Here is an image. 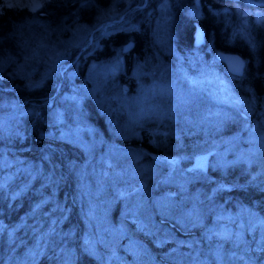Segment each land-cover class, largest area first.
<instances>
[{"label":"rangeland","instance_id":"1","mask_svg":"<svg viewBox=\"0 0 264 264\" xmlns=\"http://www.w3.org/2000/svg\"><path fill=\"white\" fill-rule=\"evenodd\" d=\"M99 1L98 12H86L91 21H75L71 17L62 24L48 49V60L40 62L38 70L30 69V75L24 78L29 85H37L59 72L62 78L55 97L46 100L56 126L52 129L59 137L78 143L82 151L75 161V178L70 188L69 183L68 188L60 187L53 175V165L41 160L45 155L43 149L35 150L40 157L37 165L33 158L22 155L4 159L5 168H14L8 179L0 178V185L10 178H16L22 189L33 182L32 190L39 203L27 213L28 222L22 218L18 223L29 224L32 236L21 260L26 257L27 262L33 263L40 253L54 248L52 264L75 263L79 252L76 244L69 245L68 237L77 227L68 208L64 209L65 203L72 201L82 209L84 221L76 243L101 264H176L182 259L187 264H199L202 259L205 264H256L255 254L246 250L250 240L258 242L264 235V212L251 204L249 197L239 196L237 188L251 178H262L264 182V102H253L251 95L243 98L221 69L191 57L186 58L187 62L183 60L173 44L170 0L156 2L150 26L151 54L142 48H127L131 83L123 80L116 84L121 79L118 72L125 70L122 51L127 50L123 49L127 41L114 44L108 56L91 58L76 77L77 68L71 58L79 49L100 48L99 33L112 31L111 25L131 23L132 17L127 13L134 0ZM188 9L199 12V0ZM95 24L97 28L93 27ZM194 25L192 40L202 45L204 29L196 21ZM87 96L98 113L103 114L101 124L87 118ZM15 99H0L1 125L10 124L12 115L21 122L24 111L30 109L31 106H21ZM250 107H256L257 116L252 115ZM177 108L185 113L195 109L203 114L199 118L211 112L213 118L205 124L214 122L219 109H223L238 120L237 126L214 136L201 132L197 136L194 131L189 135L190 141L184 142L182 134L189 131L186 119L193 118H184V114L176 119L173 112ZM169 116L174 124L176 120L185 124H178L176 133H170L174 128L167 120ZM202 122L199 119L196 123ZM193 127L198 125L194 123ZM148 132L157 142L152 150L141 146L138 140L143 134L150 136ZM47 146L58 149L59 145ZM202 151H209L207 167L187 168L194 154ZM163 214L167 217H160ZM205 216L211 219L205 222L217 231L214 234L218 238L210 235L209 245L201 251L195 245L196 232L192 228ZM129 217H136V222L130 223ZM171 218L191 228L183 231L188 243L176 245L174 250L157 249L156 244L141 236L136 225L145 223L146 227L160 231L159 236H172L179 226ZM203 232L207 233V229Z\"/></svg>","mask_w":264,"mask_h":264},{"label":"trees","instance_id":"2","mask_svg":"<svg viewBox=\"0 0 264 264\" xmlns=\"http://www.w3.org/2000/svg\"><path fill=\"white\" fill-rule=\"evenodd\" d=\"M258 1L199 0V12L196 13L188 9L191 3H195V0H170L171 30L173 44L182 54L185 62H187L186 58L191 57L196 61L200 60L208 63L213 68L221 69L233 88L243 98L248 99L251 95L252 98L250 99H253V102H264V0ZM156 2L158 1L134 0L128 7L130 10L127 14L132 17L130 24L123 26L111 25L114 26L111 29L112 31L99 33L100 48L96 49L94 47L92 51L85 48L79 49L71 58L74 59L77 68L76 77L82 74L81 72L91 58L108 56L112 51L110 48L114 44L131 40V50L142 48L148 54H151L150 26L153 21L152 16H154ZM99 6V0H95V2L94 0H47V3L36 12L23 8L9 9L6 6L0 10V99L17 98V100L15 99L17 104L31 106L29 110L24 111V119L21 122L10 114L12 115L10 118L11 123L7 122L10 126L0 124L1 179L4 177L8 179L9 171L14 168V165L5 168L4 159L6 157H11V159L17 155L30 157L34 159V164L37 165V160L40 157L39 152L35 150L39 148L43 149L42 152L45 154L41 160L44 163L47 162L53 165V175L60 187L68 188L67 183H69V188L71 187V181L75 178L73 172V168L77 165H75V161L80 159L82 149L78 143L59 137L56 134V129H52L56 126L50 117L49 105L46 102L50 96L54 99L55 95L53 94H55L62 76L58 72L55 77L50 78V75L37 85H29V82L24 78L26 75H30V69L38 70L39 67L37 66H42L40 62L48 60L50 57L48 50L50 44L55 42L56 33L66 20L73 17L75 21L80 19L87 20V22L91 21L92 18H88L86 12H93L94 9L95 12H98L100 10ZM222 7H225L226 10H222L224 9ZM194 21L202 25L204 29L205 42L202 45L192 40V32L195 29ZM93 27L97 28L96 24ZM205 43L209 46H204ZM217 48L239 52L245 59L242 73L236 75L228 72L222 61L214 54V50ZM128 51V49L122 51L124 54L123 68L125 70L118 72L121 79L119 81L115 80L116 84L123 82V80L128 83L132 82L130 77L131 64H129L127 57ZM84 104L87 110V118L94 123L101 124L104 121L103 114L98 113L90 97L85 98ZM256 107H250L254 116H257L254 111ZM222 110L219 109L220 112L216 115L215 118L217 119L214 122L205 124L206 120L213 118L211 112L205 113L204 118H199L203 117V114H198L199 112L195 109L185 113L177 108L173 112L176 119L184 114V118H188V116L193 118L191 120L186 119V121H189L186 124V129L189 131L182 134L184 142L190 141L189 135L194 131H196L197 136L201 135L200 132L205 136H214L217 132L226 131V128L231 131L233 127H236L238 120L234 119L233 116H229V114L227 115V111ZM180 111L183 112L181 115H179ZM170 119L169 116L167 120L170 121ZM199 119L204 121L200 125L196 123ZM170 122L172 128H174L170 133H176L175 128L182 123H178V120L174 121L177 122L176 124L173 121ZM194 123L198 125L197 128L193 127ZM151 135L152 133H150V136L143 134V137L138 139L141 146L150 150L154 149V143H157L151 138ZM48 143H50V146L52 144L59 145L58 149L54 146L52 147L54 150L51 149L47 146ZM44 148H47V150ZM190 169L193 170L194 168ZM20 172L22 173V171ZM17 181L16 178H10L4 185H0V227H2L0 231V264H52L54 248L51 251L47 248L46 251L40 253L33 263L27 262L26 257V260H21L24 250L32 243V236L29 224L24 223V226H19L18 223L22 218H25L28 222L27 213L38 206L39 203H37V196L34 195L32 190L35 187L34 183L25 184L26 187L22 189ZM237 190V193L240 192L239 196H242V198L249 197L251 204L254 203L259 210L264 212V182L262 178H251L247 184L239 186ZM245 200L250 202L247 199ZM66 207L69 210V217H72V222L76 223L75 226L77 227V231L68 237L69 245L72 242L76 244L79 252L74 264H101L96 257L82 250V247H79L76 243V235L80 234L81 224L84 223L81 214L82 209L80 210L72 201L66 202L64 209ZM73 211L77 214L73 215ZM164 215L166 214L160 215V217L166 218L167 216ZM129 218L130 223L136 222V217ZM171 219L176 223L174 218ZM206 219L208 220L205 216L204 221L192 228L196 232L194 242H197L195 245L201 251L209 245L210 235L215 239L218 238L214 234L217 231L206 224ZM136 225L142 231L141 236L146 241L156 244L157 249L163 252L165 248L174 250L176 245L181 246L186 242L188 243L185 235H183L186 232L183 233V231L191 229L186 224L177 222L175 225L179 226V230H175V234L172 236L167 235L164 237L163 235L159 236L161 232H157L154 227H146L145 223H137ZM203 229H207V233H204ZM6 236H10L11 239L7 240ZM248 246L249 248L246 251L255 254L256 264H264V235L259 238L258 242L250 240ZM175 262L176 264L188 263L186 259ZM199 264H205V261L202 259Z\"/></svg>","mask_w":264,"mask_h":264},{"label":"water","instance_id":"3","mask_svg":"<svg viewBox=\"0 0 264 264\" xmlns=\"http://www.w3.org/2000/svg\"><path fill=\"white\" fill-rule=\"evenodd\" d=\"M131 40H128L124 45H123V49H127L131 46ZM215 56L222 61V63L224 64L225 68L233 73V74H240L243 71L244 68V64H245V59L244 57L237 51H233V50H224V49H220L217 48L214 51ZM221 57H229V58H234V59H238L239 61L242 62V67L239 73H234L230 70V64L228 60L222 59ZM209 155V151H202V152H197L194 154L193 156V161L191 163H188L186 165L187 168H201L204 169L207 167V158ZM199 164H202L203 166H198Z\"/></svg>","mask_w":264,"mask_h":264},{"label":"snow or ice","instance_id":"4","mask_svg":"<svg viewBox=\"0 0 264 264\" xmlns=\"http://www.w3.org/2000/svg\"><path fill=\"white\" fill-rule=\"evenodd\" d=\"M47 3V0H2V3H0V10H2L3 7H7L9 9L12 8H28L32 12H36L40 8L44 6V4ZM222 59L228 60L230 64V70L234 73H239L242 67V62L238 59L229 58V57H221ZM196 82L193 81V84ZM243 115V113H242ZM198 166H203L202 164H199ZM121 196L124 195V193H120Z\"/></svg>","mask_w":264,"mask_h":264}]
</instances>
